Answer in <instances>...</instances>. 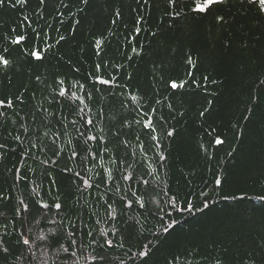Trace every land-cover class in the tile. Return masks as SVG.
I'll return each mask as SVG.
<instances>
[{"label":"trees","instance_id":"obj_1","mask_svg":"<svg viewBox=\"0 0 264 264\" xmlns=\"http://www.w3.org/2000/svg\"><path fill=\"white\" fill-rule=\"evenodd\" d=\"M65 2L71 11L59 0L43 6L5 0L0 7V36L10 38L16 29L26 37L19 46L0 40L13 62L0 78V98H23V104L14 100L19 116L4 109L9 119L0 122V194L7 197L0 232L13 243L21 231L34 241L31 253L20 259L18 250L7 264H90L99 256L106 264H141L135 258L141 249L123 240L133 227L147 245V264H224L225 257L250 254L264 243V91L258 97L257 82L264 72V19L239 4L223 10L228 23L221 28L215 11L173 21L164 5L149 8L142 0ZM116 11L121 18L112 24ZM29 48L43 60L26 55ZM186 54L195 67L186 65ZM170 78L184 87L173 92L165 84ZM61 87L65 97L56 94ZM148 116L159 148L142 127ZM76 172L92 186L84 187ZM215 179L222 191H213ZM173 203L185 211L173 210ZM24 204L30 212L16 219L11 209ZM161 216L175 225L170 233L160 229ZM53 230L60 242L49 245ZM105 239L114 246L101 247Z\"/></svg>","mask_w":264,"mask_h":264},{"label":"snow or ice","instance_id":"obj_2","mask_svg":"<svg viewBox=\"0 0 264 264\" xmlns=\"http://www.w3.org/2000/svg\"><path fill=\"white\" fill-rule=\"evenodd\" d=\"M30 2V0H15L16 5H27ZM60 5L64 8L67 9L68 11H71L69 7V3H66L65 0H59ZM46 0H39V5L43 6L45 5ZM137 4H141V0H136ZM142 3L144 5H148L149 8L153 3L155 4H162L164 5V14L168 16L170 19L173 21L177 19H183L185 17H190V18H195V17H207L212 15V13L215 11L216 15L213 16L214 22L221 28L224 27L228 23V20L225 18V13L224 9L230 7L231 5L234 4H239L244 12L254 14L255 17L264 19V0H142ZM5 4V0H0V7H3ZM79 4L83 6H88L90 4V0H79ZM13 7L15 5H12ZM79 11H84L83 7L78 8ZM39 14V13H37ZM243 14V13H242ZM121 18V13L119 11L115 12V19L111 21L112 24H115L117 20ZM143 20V17L140 19H136L134 21V25L139 26L141 25V22ZM79 21H77V24ZM171 26V25H170ZM12 33H15L14 36L5 37V36H0V40H8V42L11 45H16L19 46L23 42H25V35L16 32V29L11 30ZM140 33L139 31H134L133 35L138 36ZM155 35V33H152ZM32 39L35 41H39L41 39V33L37 30H33L32 32ZM65 37L61 36L60 40H64ZM46 43V41H45ZM59 43V41H57ZM97 45H99V41H97ZM135 51V49H133ZM26 55H28L31 59H34L36 61H42L43 56L40 55V50L39 49H32L29 48L28 51L26 52ZM97 55H99V52L97 51ZM11 56V49L8 47H4L0 49V78L3 76H6L13 67V62L10 59ZM131 59V57H129ZM185 63L187 66H192L195 67V64L193 63L192 57L190 54H186L184 57ZM97 71L101 69V66L99 64L96 65ZM187 76H192L193 73L190 71H186ZM261 77H264V72H261L260 75L257 77V82H258V97H260V92L264 91V82H261ZM37 80L40 79L39 76L36 77ZM178 79V78H177ZM205 80L208 79V77H204ZM94 80L96 82H99L101 84H108L109 81L101 79L99 76L94 77ZM63 81H57V84H63ZM193 84L197 83L195 80L192 81ZM212 83H216L215 80L212 81ZM166 87L170 88L175 92L178 88H183L184 84H178L176 82V79L170 78L168 81L165 82ZM82 87V86H81ZM66 89L61 87L59 92L56 93L60 97H65L66 96ZM91 94H89L90 96ZM75 99V97H73ZM261 102H264V97H260ZM14 100H18L20 104H23V98L21 95H17L14 99H7V98H0V122H6L9 119V113L5 111L4 109H13L12 114L15 116H19V113L15 111L14 108ZM211 103V102H209ZM153 111H155L153 109ZM200 115H204L203 112L200 113ZM87 123L90 125L92 123L91 120H88ZM139 123V121H138ZM13 124H15V121H13ZM142 127L144 129H147L146 135H148L149 139L152 141H155V147L159 148L160 147V137L155 135L156 132V125L153 123V119L151 116H148L145 122L143 123ZM172 132L169 131L167 132L168 136H172ZM44 135H47V133H44ZM15 140L19 141L20 137L17 135L14 137ZM39 139V137H38ZM88 140H94L96 139L93 136L87 137ZM214 143L216 145H221L224 143V141L220 139H215ZM35 146V145H34ZM5 145L3 143H0V149H4ZM159 155L160 161H164L166 159L165 156H163L160 153H157ZM76 153H72V158H75ZM52 163H55V161H52ZM67 170V169H66ZM17 172L19 171L18 169L16 170ZM70 171V170H68ZM76 177H79L81 180H83L84 187L90 188L92 185L89 183L88 180H84V178L80 175L79 172H76L74 174ZM123 179L127 180L130 179V177H123ZM14 182H18V180H14ZM101 182H105L104 179H101ZM147 184V181H145ZM214 189H220L221 191L223 190V186L221 184L220 179H215L214 180ZM7 200V197L4 196L3 194H0V218L4 217L5 212H6V205L3 203L4 201ZM36 203L39 204L40 209H46L50 210V205L48 203H41L40 201H36ZM126 207H131V203L125 205ZM205 206H207V203L205 202ZM54 207L57 211H60L62 209V201L61 202H56L54 204ZM109 208H111V205H108ZM140 207L143 208L144 204L141 202ZM172 209L175 211H185V209H177L175 203L171 205ZM15 218L19 219L21 212L23 213H29L30 209L27 204L23 205V208H12L11 209ZM188 211H191V209H187ZM39 211V209H37ZM115 210L113 209V212L111 213L112 219H115ZM167 215H171L170 213ZM164 221V216H161L159 218V225L160 229L163 230L165 233H170V231L175 227V225L172 223V220L169 219L168 223L165 224L163 223ZM51 223L55 224L56 221L52 220L50 221ZM139 223V221H137ZM91 235V233H89ZM101 235L102 236H107V234L101 230ZM113 235H115V232H113ZM9 236L8 232H0V262L2 264H7L8 259L12 257L18 250L21 253V256L19 257L20 259H23V254L25 251H28L29 253L32 252V246L34 244V241H32L28 235H26L23 231L19 232V234L16 236L15 243H13L12 239H5V237ZM40 240H46L48 239L47 236H40L38 237ZM123 240L129 241V242H135L136 246L140 248L136 253L135 258L141 262V264H147V260L145 259L146 257L149 256V252L143 250L144 248L147 247L146 244H143L140 241V233L138 229L135 227L132 228L131 231L127 232ZM59 238L57 237L55 230L52 231V238L48 240L49 245L51 244H59ZM73 245L76 244V241H72ZM95 243V241H93ZM101 247H106V248H112L113 241L111 239H105L103 243L100 245ZM121 246H123L121 244ZM65 252H67V249H65ZM259 252V255L256 253ZM75 255V253H72ZM90 264H106V257L105 256H99V257H92ZM224 264H264V243H261L260 245H257L256 248H254L251 253H242L239 256L238 261L225 257L224 258Z\"/></svg>","mask_w":264,"mask_h":264}]
</instances>
